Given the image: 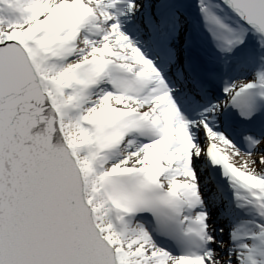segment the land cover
Listing matches in <instances>:
<instances>
[{
    "label": "snow or ice",
    "instance_id": "obj_1",
    "mask_svg": "<svg viewBox=\"0 0 264 264\" xmlns=\"http://www.w3.org/2000/svg\"><path fill=\"white\" fill-rule=\"evenodd\" d=\"M0 264H264V0H0Z\"/></svg>",
    "mask_w": 264,
    "mask_h": 264
}]
</instances>
